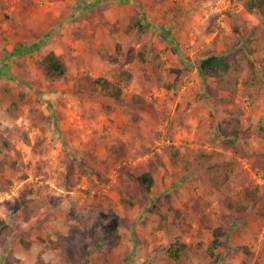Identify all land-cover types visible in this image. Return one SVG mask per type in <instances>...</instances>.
<instances>
[{"label":"rangeland","instance_id":"obj_1","mask_svg":"<svg viewBox=\"0 0 264 264\" xmlns=\"http://www.w3.org/2000/svg\"><path fill=\"white\" fill-rule=\"evenodd\" d=\"M241 8L240 0H0V99L7 87L27 94L17 119L0 105V139L11 140L24 156L12 184L0 176V264H76L87 254L93 264H168L154 257L176 236L189 244L183 264H196V231L206 242L222 233L213 264H264V102L231 95L226 106L244 108L239 140L247 154L224 152L238 165L221 188L208 193L202 181L205 154L221 150L208 135L227 118L218 113L224 104L216 107L214 100L230 94L199 63L207 51L241 53L264 31L263 16L244 13L241 33L234 34ZM118 43L136 51L147 43L149 61L130 64L135 77L124 91L141 94L143 105L74 91L81 74L113 77L120 67L104 54L116 53ZM50 50L69 65L57 82L35 65ZM260 74L264 78L262 67ZM35 108L52 116L45 132L31 124ZM133 138L138 151L128 144ZM119 143H127L125 150L110 155ZM67 158L85 160L88 170L73 191L62 187ZM93 167L109 181L100 182ZM146 170L155 177L151 194L124 205L120 190L142 197L133 176ZM26 183L42 188L35 196L48 202L28 219L5 207L21 198L20 191L25 195ZM247 185H258L261 198L238 212L231 204L242 200ZM153 206L167 215L166 229L153 230L161 221ZM112 232L121 236L119 243ZM49 238L68 251L42 241Z\"/></svg>","mask_w":264,"mask_h":264},{"label":"trees","instance_id":"obj_2","mask_svg":"<svg viewBox=\"0 0 264 264\" xmlns=\"http://www.w3.org/2000/svg\"><path fill=\"white\" fill-rule=\"evenodd\" d=\"M240 4L242 6L241 10L234 16V34L241 33L244 13H258L264 17V0H240ZM147 47V43H145L140 50L136 51L133 48H128L123 43H118L116 45V53L104 54L107 60L118 64L120 67L113 77L93 76L88 73L81 74L74 82V91L77 94L90 97L99 95L121 103L145 104L146 100L141 94L128 93L125 95L124 91L131 86L135 77L134 68L130 64L135 59H139L142 62L149 61L146 54ZM259 54H262V56ZM258 57L259 59L257 60ZM35 65L48 81H60L69 72V65L65 57L54 50L40 54L35 60ZM260 67L264 68V31L249 39L241 53L217 54L207 51L200 60L199 68L201 72L205 76L215 79L219 88L230 94V98L217 97L214 100L216 107L224 104V107L218 113L227 116V118L218 121L210 130V136L208 135L211 143L217 144L221 148V150H214L210 154H205L209 165L203 171L202 181L208 193L221 188L236 171L237 161L227 158L224 152L232 150L244 156L247 154L240 146L239 140L242 133L239 124L241 116L244 115V108L240 105H236L233 108L226 105L232 101L231 95L233 94H237L244 101L256 102L261 100V102H264V78L260 74ZM26 98V92L19 91L14 93L11 88L7 87L3 97L0 99V105L4 107L10 118L17 119L20 116L21 108L26 103ZM106 109L109 113L113 110L111 106H107ZM51 121L52 116L50 114H46L38 108L33 110L31 116L32 126L38 127L45 132L49 129ZM23 137L26 143H31L26 132L23 133ZM136 143V139L133 138L128 144L138 151ZM126 146L127 143L113 144L110 147V155L125 150ZM84 161L82 159L69 160L67 158L66 172L62 181V187L66 191H73L79 183L80 175L88 174V170L84 167ZM23 165L24 156L22 150L8 138L2 137L0 139V176L9 184H12ZM92 169L100 182L109 181V178L101 170L94 167ZM133 177L142 189L143 196L140 197L129 191L120 190L121 202L129 207L135 206L147 198L155 184L154 173L151 170H146ZM41 191L42 188H35L31 183H26L24 186L25 195L20 191L21 198L16 203H7L5 206L6 211L11 214L15 209H18L26 219L42 214L46 210L48 202H43L35 196ZM260 198V187L258 185H247L242 192V200L236 201L231 205L236 211L245 212L252 203H256ZM152 211H157L161 216V221L153 230L166 229L168 226L167 215L161 213L157 206H153ZM78 216H82V214L80 213ZM4 223L5 220L0 217V226L5 227ZM115 230L113 231L115 232ZM114 232L111 233L113 240L119 243L121 236ZM221 235L222 233L216 231L213 239L210 242H206L200 236V232L196 231L192 237V242L196 245V264H213L214 258L220 255L218 249L222 244ZM42 241L47 242L52 249L68 251L66 244L59 239L49 238ZM26 245H30V243L28 242ZM189 258L188 242L181 236H176L165 249L155 255L154 261L163 260L168 264H183ZM38 260L43 261L41 252ZM76 264H93V260L87 254Z\"/></svg>","mask_w":264,"mask_h":264},{"label":"built area","instance_id":"obj_3","mask_svg":"<svg viewBox=\"0 0 264 264\" xmlns=\"http://www.w3.org/2000/svg\"><path fill=\"white\" fill-rule=\"evenodd\" d=\"M169 141V140H168Z\"/></svg>","mask_w":264,"mask_h":264},{"label":"crops","instance_id":"obj_4","mask_svg":"<svg viewBox=\"0 0 264 264\" xmlns=\"http://www.w3.org/2000/svg\"><path fill=\"white\" fill-rule=\"evenodd\" d=\"M58 53V52H57Z\"/></svg>","mask_w":264,"mask_h":264}]
</instances>
